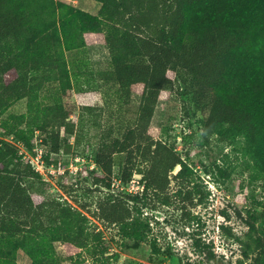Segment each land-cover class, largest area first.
<instances>
[{"label":"trees","instance_id":"obj_1","mask_svg":"<svg viewBox=\"0 0 264 264\" xmlns=\"http://www.w3.org/2000/svg\"><path fill=\"white\" fill-rule=\"evenodd\" d=\"M98 1L101 8L92 13L65 0H0V117L26 99L25 111L0 123L5 136L18 140L0 137V264H20L19 248L31 264H63L56 241L63 243L66 259L81 263L78 253L100 238L90 230V215L118 225L123 237L149 236L152 219L143 210L148 199L170 204L172 179L181 185L191 170L152 125L159 99L171 95L177 80L184 92L209 105L204 139L243 136L235 151L264 174V0ZM93 43L108 46L121 91H138L141 103L134 126L98 147L87 188L96 206L88 209L32 190L47 180L22 147L32 149L36 132L51 152L70 146L68 135L77 124L70 96H83V88L67 52ZM51 83L58 84V95L44 103L41 91ZM81 108L91 113L94 105ZM135 173L142 175L141 191H113L115 176L128 183ZM184 198L194 199L192 189Z\"/></svg>","mask_w":264,"mask_h":264},{"label":"rangeland","instance_id":"obj_2","mask_svg":"<svg viewBox=\"0 0 264 264\" xmlns=\"http://www.w3.org/2000/svg\"><path fill=\"white\" fill-rule=\"evenodd\" d=\"M65 1L92 13H98L102 5L98 0ZM67 58L73 77L78 75V85L83 88V96H70L77 105L72 115L76 133L68 135L70 146L51 152L43 134L36 132L34 146L24 152L25 159L42 148L50 168L45 175L47 182H36L32 190L68 199L80 208L86 205L95 209L87 188L92 187L90 171L97 168L96 151L104 139L122 137L134 126L141 94H123L106 44L68 51ZM184 87L177 80L171 95L159 99L152 125L158 129V136L175 145L188 161L189 175L181 185L172 179L170 204L156 196L148 199L143 210L152 219V231L144 240L123 237L118 225L90 215V230L100 232V238H93L91 246L78 253L79 264H264V174L253 159L235 151V144L244 143L243 136L234 141L219 135L204 139L203 120L209 105L199 96L184 92ZM57 95L58 84L51 83L42 89L41 100L52 103ZM84 104L94 105V110L83 111ZM25 110L26 99L14 102L0 123L10 113ZM0 137L18 141L13 135L5 136L3 130ZM114 169L118 173L119 166ZM141 177L135 173L130 182L123 183L115 176L113 191L120 189L126 195L141 191ZM179 187L183 194H177ZM189 189L194 194L192 201L184 198ZM55 246L63 264H74L66 259L61 241ZM22 253L29 256L19 248L16 256L20 264H24Z\"/></svg>","mask_w":264,"mask_h":264},{"label":"built area","instance_id":"obj_3","mask_svg":"<svg viewBox=\"0 0 264 264\" xmlns=\"http://www.w3.org/2000/svg\"><path fill=\"white\" fill-rule=\"evenodd\" d=\"M22 151L25 152L26 150L22 147ZM44 156L45 155H44L43 149L36 148V154L32 156L30 155V158H31L30 160L32 164L34 165V167L44 176L45 179H47L48 176H45V175H49L48 171L50 170V168Z\"/></svg>","mask_w":264,"mask_h":264},{"label":"crops","instance_id":"obj_4","mask_svg":"<svg viewBox=\"0 0 264 264\" xmlns=\"http://www.w3.org/2000/svg\"><path fill=\"white\" fill-rule=\"evenodd\" d=\"M22 258H23V262L24 264H30L31 263V259L29 258V256H25L23 253H22Z\"/></svg>","mask_w":264,"mask_h":264}]
</instances>
